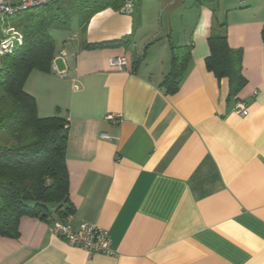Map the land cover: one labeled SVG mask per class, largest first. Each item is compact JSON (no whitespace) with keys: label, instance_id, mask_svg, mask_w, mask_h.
Returning a JSON list of instances; mask_svg holds the SVG:
<instances>
[{"label":"crops","instance_id":"crops-1","mask_svg":"<svg viewBox=\"0 0 264 264\" xmlns=\"http://www.w3.org/2000/svg\"><path fill=\"white\" fill-rule=\"evenodd\" d=\"M235 2L217 24L242 51L245 84L234 96L205 66L211 12L202 7L185 24V0H138L134 13L105 8L80 38L55 44V56L67 54L54 60L65 75L34 69L23 89L39 117L68 121L74 211L64 220L106 229L114 253L89 255L48 222L22 216L17 237H0V264H264V0ZM159 9L164 21L155 16L157 29L144 31ZM123 37L125 45L86 47ZM188 43L178 90L168 94L170 46ZM114 56L126 58L125 69L109 66Z\"/></svg>","mask_w":264,"mask_h":264},{"label":"trees","instance_id":"trees-1","mask_svg":"<svg viewBox=\"0 0 264 264\" xmlns=\"http://www.w3.org/2000/svg\"><path fill=\"white\" fill-rule=\"evenodd\" d=\"M123 3L124 0H54L8 19L7 23L21 33L22 40L0 57V237H17L22 216L38 217L49 223L55 217L64 220L73 213L65 165L68 121L59 115L39 117L35 99L24 91L23 85L32 70H51L56 52L51 29L67 24L72 13L78 15V22L84 27L96 12L107 7L120 10ZM261 35L264 43V25ZM128 42V37H123L89 43L86 47ZM207 43L206 69L217 80L227 78L229 96L236 95L245 84L241 49L230 47L226 33L214 27ZM190 48V43L171 44L170 69L161 82L166 93L178 90Z\"/></svg>","mask_w":264,"mask_h":264},{"label":"built area","instance_id":"built-area-1","mask_svg":"<svg viewBox=\"0 0 264 264\" xmlns=\"http://www.w3.org/2000/svg\"><path fill=\"white\" fill-rule=\"evenodd\" d=\"M54 0H0V24L4 25L0 35V55L10 53L15 44H21V33L10 26L7 21L10 17L16 15L19 12L25 11L30 8H35L43 5H47ZM200 2L202 0H193ZM237 2H243V0H236ZM135 0H124L123 6L120 8L121 12L130 13L134 7ZM70 37L68 40L70 41ZM61 58L66 61L67 54L64 50L54 56L51 62V69L56 71V65L54 60ZM110 67L117 70L125 69L127 60L124 56H114L108 59ZM59 76L63 77L65 74L57 72ZM235 111L243 116L247 114V108L243 103H238L235 106ZM105 118L112 119V115H106ZM49 232L55 235L68 244L79 247L85 250L89 255L94 253L113 254L111 249V239L106 229H102L96 225L86 222H79L77 225L72 226L68 219L60 220L55 219L48 223Z\"/></svg>","mask_w":264,"mask_h":264},{"label":"rangeland","instance_id":"rangeland-1","mask_svg":"<svg viewBox=\"0 0 264 264\" xmlns=\"http://www.w3.org/2000/svg\"><path fill=\"white\" fill-rule=\"evenodd\" d=\"M220 5H218L217 0H202L200 2H195L192 0H185V24L187 22H192L191 24H193L194 20L196 17L203 16V10L201 11L202 7H206L208 8V10L211 12V22L214 25H217L218 22H221L225 19V12L227 10H233L230 9L231 7H235L234 5H236L235 0H220ZM108 8V7H107ZM110 8V7H109ZM261 10L264 11V5H262ZM166 10L163 9H159L158 11H155L150 24L153 22V27H151V25H149V27L147 28V26L144 28V31L147 30H153V29H157L156 26V18L159 19V17L161 18L162 21H164L165 17H166ZM153 14V11L150 13ZM156 16L155 20L153 21L154 17ZM3 26L2 24H0V32H2L3 30ZM222 26L217 25V30L218 31H222ZM51 37L53 38L54 42L56 45L61 46L66 42H71V41H75L77 40V38H80L82 33H81V25L78 22V15L75 13H72L70 15L69 21L67 22V24H65L64 26L60 27V28H55V29H51L49 31ZM72 38L70 41L68 40L69 38ZM162 38H165L164 36H162ZM1 57V55H0Z\"/></svg>","mask_w":264,"mask_h":264}]
</instances>
